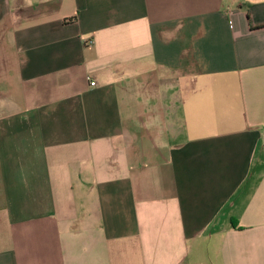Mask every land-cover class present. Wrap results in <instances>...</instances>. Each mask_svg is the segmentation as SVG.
Instances as JSON below:
<instances>
[{"label":"crops","instance_id":"crops-1","mask_svg":"<svg viewBox=\"0 0 264 264\" xmlns=\"http://www.w3.org/2000/svg\"><path fill=\"white\" fill-rule=\"evenodd\" d=\"M0 264H264V0H0Z\"/></svg>","mask_w":264,"mask_h":264},{"label":"trees","instance_id":"trees-1","mask_svg":"<svg viewBox=\"0 0 264 264\" xmlns=\"http://www.w3.org/2000/svg\"><path fill=\"white\" fill-rule=\"evenodd\" d=\"M232 223H233V226H234V227H237V223H236L234 220H233Z\"/></svg>","mask_w":264,"mask_h":264},{"label":"built area","instance_id":"built-area-1","mask_svg":"<svg viewBox=\"0 0 264 264\" xmlns=\"http://www.w3.org/2000/svg\"><path fill=\"white\" fill-rule=\"evenodd\" d=\"M95 84H96V82H91V85H92V86H95Z\"/></svg>","mask_w":264,"mask_h":264}]
</instances>
